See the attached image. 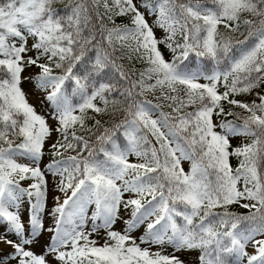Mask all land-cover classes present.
<instances>
[{
  "label": "snow or ice",
  "instance_id": "6c2138e0",
  "mask_svg": "<svg viewBox=\"0 0 264 264\" xmlns=\"http://www.w3.org/2000/svg\"><path fill=\"white\" fill-rule=\"evenodd\" d=\"M0 264H264V0H0Z\"/></svg>",
  "mask_w": 264,
  "mask_h": 264
},
{
  "label": "rangeland",
  "instance_id": "374dc122",
  "mask_svg": "<svg viewBox=\"0 0 264 264\" xmlns=\"http://www.w3.org/2000/svg\"><path fill=\"white\" fill-rule=\"evenodd\" d=\"M33 102L35 103V100H33ZM185 167H187V165H185Z\"/></svg>",
  "mask_w": 264,
  "mask_h": 264
}]
</instances>
